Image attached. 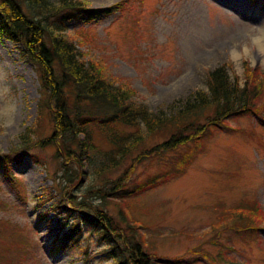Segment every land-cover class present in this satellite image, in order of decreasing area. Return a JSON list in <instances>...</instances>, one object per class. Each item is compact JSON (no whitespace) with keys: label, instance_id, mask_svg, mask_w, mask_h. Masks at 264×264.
<instances>
[{"label":"rangeland","instance_id":"1","mask_svg":"<svg viewBox=\"0 0 264 264\" xmlns=\"http://www.w3.org/2000/svg\"><path fill=\"white\" fill-rule=\"evenodd\" d=\"M230 1L84 0L97 12L68 18L63 32L75 41L83 59L97 62L112 81L130 87L135 99L153 111L167 110L206 86V71L226 66L228 49L242 43L252 26H264V0H233L237 8ZM22 49L21 42L0 34V98L7 92L16 108L14 126L0 136V264L97 261L101 244L96 238L88 241V251L81 248L86 231L77 241L61 239L58 234L60 223L68 220L59 206H72L70 197L81 198V191L100 184L99 176L94 185L88 178L93 173L89 163H81L79 180L71 182L74 187L67 183L64 171L75 168L76 162L68 161L69 166L60 168L54 142L23 151L20 160L11 158L8 163L2 159L6 153L14 155L10 150L28 127L38 130V137H48L52 128L48 114L43 112L38 119L40 82ZM250 69L252 74H264L260 63L227 71L232 80L243 83ZM262 108L257 111L259 116L245 114L229 120L230 127L208 133L192 156H185L186 165L180 172L172 167V159L188 149L190 142L167 149L159 159H146L131 181L153 187L127 206L121 200L110 203L113 213L120 212L122 204L135 227L155 242L149 245L158 254L173 257L176 264H221L224 259L230 264H264ZM104 138L101 131H95L96 144L106 147ZM52 173L59 177L53 179ZM117 173L113 171L111 177ZM96 191L89 190L87 195L94 203H98ZM251 199H256L253 209L262 218L256 219L257 226L240 233L239 228L233 232L222 225L215 235V203L227 206Z\"/></svg>","mask_w":264,"mask_h":264},{"label":"trees","instance_id":"2","mask_svg":"<svg viewBox=\"0 0 264 264\" xmlns=\"http://www.w3.org/2000/svg\"><path fill=\"white\" fill-rule=\"evenodd\" d=\"M96 12L84 0H0V34L22 43V54L34 66L40 82L38 119L44 112L52 121L48 137H38V130L28 127L10 150L14 155L6 153L2 159L8 163L11 158L20 160L23 151L54 142V155L60 158V168L69 166L68 161L76 162L75 168H65L68 184L76 186L71 182L79 180L81 163H89L93 168L88 178L94 185L99 176L100 184L81 191L82 199L70 197L72 206H59L68 217L59 225L61 239L77 241L86 231L85 243L81 246L84 251L89 250L88 241L92 238L101 244L99 259L91 262L86 258L84 264H176L178 261L173 257L158 254V249L149 245L155 242L135 227L122 204L116 214L110 203L121 200L127 206V202L138 199L153 187H143L142 181H138V186L133 182L137 166L146 159H159L167 149L190 142L188 149L172 159V167L180 172L186 165L185 156H192L212 130L230 127L229 120L245 114L259 116L257 111L264 105V74H252L251 68L245 72L248 76L244 82L239 83L230 78L222 64L206 71V89H196L167 110L153 111L133 97L130 87L116 84L106 76L97 62L83 59L75 41L64 34L63 26L68 18L91 16ZM262 111L259 123L264 122L263 108ZM95 131L104 134L106 147L95 143ZM151 151L154 152L151 154ZM34 157L41 162V157ZM118 170L121 171L117 173ZM113 171L118 175L111 177ZM56 175L51 174L53 179ZM95 188L94 199L98 198V203L87 198L89 190ZM255 200L228 207L222 202L215 203L217 218L212 221L215 235L223 228L233 232L239 228L240 233L255 228L259 218L257 209H253ZM144 207L149 210V206ZM223 261L221 264H230Z\"/></svg>","mask_w":264,"mask_h":264},{"label":"clouds","instance_id":"3","mask_svg":"<svg viewBox=\"0 0 264 264\" xmlns=\"http://www.w3.org/2000/svg\"><path fill=\"white\" fill-rule=\"evenodd\" d=\"M253 30L246 33L242 43L230 47L227 51L226 70H240L247 64L264 65V26H252ZM239 72L237 71V75ZM206 86L201 85L200 89ZM16 108L7 92L0 98V136L7 135L15 124Z\"/></svg>","mask_w":264,"mask_h":264},{"label":"bare ground","instance_id":"4","mask_svg":"<svg viewBox=\"0 0 264 264\" xmlns=\"http://www.w3.org/2000/svg\"><path fill=\"white\" fill-rule=\"evenodd\" d=\"M230 3H231L235 8L238 7V5H237L238 3H237L236 1L231 0Z\"/></svg>","mask_w":264,"mask_h":264}]
</instances>
